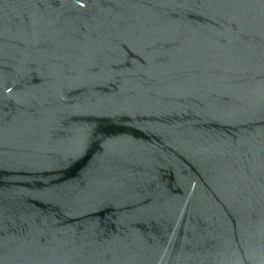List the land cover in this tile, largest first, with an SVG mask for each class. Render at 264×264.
I'll return each mask as SVG.
<instances>
[{"label":"water","instance_id":"obj_1","mask_svg":"<svg viewBox=\"0 0 264 264\" xmlns=\"http://www.w3.org/2000/svg\"><path fill=\"white\" fill-rule=\"evenodd\" d=\"M0 264H264V0H0Z\"/></svg>","mask_w":264,"mask_h":264}]
</instances>
